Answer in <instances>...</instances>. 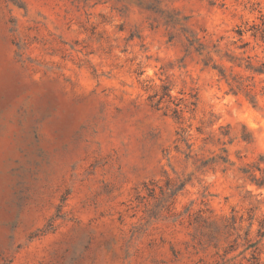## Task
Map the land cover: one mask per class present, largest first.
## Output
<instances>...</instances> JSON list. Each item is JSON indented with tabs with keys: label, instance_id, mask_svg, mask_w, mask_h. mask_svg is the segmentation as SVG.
Here are the masks:
<instances>
[{
	"label": "clouds",
	"instance_id": "1",
	"mask_svg": "<svg viewBox=\"0 0 264 264\" xmlns=\"http://www.w3.org/2000/svg\"><path fill=\"white\" fill-rule=\"evenodd\" d=\"M0 264H264V0H0Z\"/></svg>",
	"mask_w": 264,
	"mask_h": 264
},
{
	"label": "rangeland",
	"instance_id": "2",
	"mask_svg": "<svg viewBox=\"0 0 264 264\" xmlns=\"http://www.w3.org/2000/svg\"><path fill=\"white\" fill-rule=\"evenodd\" d=\"M72 258H73V260L75 259V255H74V252H73V257H72Z\"/></svg>",
	"mask_w": 264,
	"mask_h": 264
}]
</instances>
